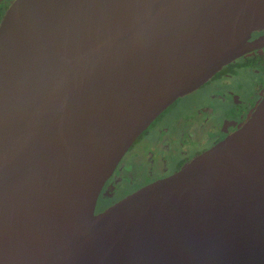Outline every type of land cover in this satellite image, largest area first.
<instances>
[{
	"label": "water",
	"instance_id": "1",
	"mask_svg": "<svg viewBox=\"0 0 264 264\" xmlns=\"http://www.w3.org/2000/svg\"><path fill=\"white\" fill-rule=\"evenodd\" d=\"M264 0H13L0 20V264H264V102L96 211L176 99L264 46Z\"/></svg>",
	"mask_w": 264,
	"mask_h": 264
},
{
	"label": "flooded vegetation",
	"instance_id": "2",
	"mask_svg": "<svg viewBox=\"0 0 264 264\" xmlns=\"http://www.w3.org/2000/svg\"><path fill=\"white\" fill-rule=\"evenodd\" d=\"M12 1L0 0V20ZM258 36H264V29L253 32L250 39L253 40ZM200 89H204L202 98L196 102L186 116L179 118L176 124L160 129L153 128L149 134H146L151 123L145 133L143 131V134H140V136L146 134L148 137H154L155 141L153 144L143 142L141 153L135 156L132 152L127 155L131 145L113 173L104 182L97 199L96 211L104 210L147 183L176 172L193 157L236 130L254 107L264 102V46L248 51L221 67L196 90L179 98H187ZM183 138L193 142L195 148H187L186 144L181 141ZM137 160L140 165H136ZM173 160L175 165L171 169V165L174 164H172ZM122 162L129 165L128 168L131 171L124 170L119 175L116 172L119 166H122ZM137 176L139 178H136ZM120 177L123 178L124 183L117 185ZM140 177L146 179L141 181ZM132 178L137 183L126 187ZM124 179L127 180L124 181ZM117 186H122L120 188L122 192L113 199L110 188Z\"/></svg>",
	"mask_w": 264,
	"mask_h": 264
},
{
	"label": "rangeland",
	"instance_id": "3",
	"mask_svg": "<svg viewBox=\"0 0 264 264\" xmlns=\"http://www.w3.org/2000/svg\"><path fill=\"white\" fill-rule=\"evenodd\" d=\"M233 80V79H232ZM204 93V89H200L198 90L196 93H194L193 95H190L187 98H178L176 100V102L174 104H172L170 107L166 108V110L164 111V113L162 115H160L158 118H156V120H154L152 122V124L150 125L149 129L147 130L146 134L150 133L152 131L153 128H162V127H167L168 125H174L176 124L177 120L181 117L186 116L187 113H189L192 110V107H194L196 105V102H198ZM141 135L135 142L134 145L132 144V147L130 148L129 152L127 153V155H129V153L132 152V154H134V156L138 153H141V148L143 147L142 145H144L143 142L146 143H151L153 144V142L155 141L154 137H148V135ZM158 140V139H157ZM183 143L186 144L187 148H195V146L193 145L194 143L191 142L190 140H187L186 138H183V140H181ZM187 154L189 152H186ZM178 161V160H177ZM176 161V163H177ZM174 163V160L172 162V164ZM121 165V164H120ZM136 165H140V163L136 162ZM175 163L173 165H171V169L174 167ZM129 165H125L124 162H122V166H119L118 168V172H116L117 174H121L122 171L126 170V171H131L129 168ZM116 174V175H117ZM121 178V177H120ZM136 178H139V176H137ZM141 178L142 180H145L146 178ZM149 179V178H147ZM123 178L118 179L119 183H117V185H121L122 183H124ZM127 179H124V181ZM111 182V181H110ZM109 183V181H108ZM137 182L132 178L129 181V184H126V187L129 186H133L134 184H136ZM122 186H117V187H112L110 188V192L112 194V198L114 199L116 196L121 195V188Z\"/></svg>",
	"mask_w": 264,
	"mask_h": 264
},
{
	"label": "trees",
	"instance_id": "4",
	"mask_svg": "<svg viewBox=\"0 0 264 264\" xmlns=\"http://www.w3.org/2000/svg\"><path fill=\"white\" fill-rule=\"evenodd\" d=\"M159 117V116H158ZM146 131V130H145ZM145 131H144V133H145ZM143 134V133H142Z\"/></svg>",
	"mask_w": 264,
	"mask_h": 264
}]
</instances>
